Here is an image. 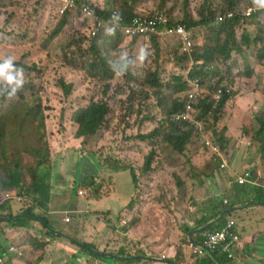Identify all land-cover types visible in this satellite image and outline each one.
Listing matches in <instances>:
<instances>
[{
  "label": "rangeland",
  "instance_id": "1",
  "mask_svg": "<svg viewBox=\"0 0 264 264\" xmlns=\"http://www.w3.org/2000/svg\"><path fill=\"white\" fill-rule=\"evenodd\" d=\"M96 1L99 9H109L110 12L120 5L117 0ZM224 1L218 0L220 9L225 8ZM190 3V10L196 16L202 0H190ZM54 5L53 0H0V59L11 56L15 58L14 62L20 60L23 65L31 67L29 78L34 79L28 100L21 94L25 101L18 111L22 114L8 124L7 140L4 144L0 143V169L5 158H27L38 165L41 160L38 153L42 148H46L39 144V137H46L50 141L54 156V178L51 180L54 185V196L60 203L63 199L58 195L59 188L63 186L61 183L69 182L68 187H74L72 192L74 202L68 208H60L61 213L53 214L52 211L57 210L53 208L51 211L37 210V214L42 216L34 220V217H24L29 208L28 202L22 203L24 198L17 202H12L8 198L17 218L22 217V228L11 227V243L17 244L12 251L19 249L25 252V256L21 255L22 258H19L17 256L19 253L13 252L14 255L9 254L7 264H54L61 258H70L71 255L74 259H82L80 254H87L89 250L80 246L84 244L80 221L87 223L90 218L96 219L101 232L99 236L96 228L87 229L86 239L91 242L102 237L107 231L115 233L110 242H113L121 232L122 242L130 248L132 244L152 246L157 241L174 240L181 233L182 225L195 213L192 201L196 200L198 203L202 196L201 191L196 192L200 188L191 176L188 157H191L194 168L200 170L210 162L213 153L205 144V137L197 132L184 154L175 151L163 135L147 141L139 140L142 134H150L159 126L160 120L166 117L167 107L169 106L168 109L171 107L178 95L166 88L164 92L167 98L163 103L158 102V95L155 97L151 95L148 100L143 87L147 73H141V70H136L138 79L135 81L143 88L142 93H127L121 82L114 86L118 76L110 82V93L113 89L120 90L122 94L105 92V83L101 82L100 78L91 77L94 73L89 70V65L95 60L90 58L94 53L88 48L90 42H96L101 56H112L117 60L122 58V54L128 48L126 45L121 47L126 42L119 39L115 41L114 38V42L109 43L106 38H113L110 36V29L105 31L98 25L90 26L79 10L62 17L58 16L60 8H55ZM245 7L247 5L243 3L238 9L241 11ZM164 9H167L177 22L185 18V0H167L166 3H163V0H140L136 7L137 13L147 15H154ZM261 16L264 17L263 14ZM257 21L254 19L246 32L252 41L256 39L259 29H263L261 26L263 19H260V24ZM262 24L264 25V21ZM194 39L196 43L206 41L201 33L194 35ZM158 40L164 51L161 59L163 68L165 66L162 78L164 83H168L172 75L187 73L183 69L189 62L181 63L178 59L182 56L178 38L158 37ZM256 45V54L247 51L248 59L257 72L264 73L261 44L258 41ZM79 46L85 49L86 56L78 53ZM156 53L157 50L152 49L151 71L161 66L155 60ZM233 62L231 66L229 64L226 66L231 74L224 77L234 75L239 76L241 80L237 88L235 79L233 83L229 81L226 84L235 86V89L232 90V99L226 105L221 130H225L228 120H233L234 117L231 124L232 127H237V133L230 132L232 138L226 157L230 159L232 167L241 170L243 161L238 148L240 149L243 143L246 146L244 138L256 129V117L264 109V78L251 76V69L248 71L241 69L242 62L239 60L234 65ZM139 65L141 67L143 64ZM226 67L224 69L227 71ZM231 68L234 70L231 71ZM127 69L131 71L129 67ZM8 74L7 72L5 76ZM5 76L0 77V83L7 84ZM64 83L73 85L69 86L72 93L65 91ZM7 86L12 88L8 84ZM100 100L109 101L114 107L111 108L108 117L111 121L108 120L95 137L78 138V127L73 122V115L89 103L90 106L92 101ZM17 101H21L20 95H17L15 100L0 97V116L9 111ZM39 111L46 116L47 131L39 130L38 137L34 131L32 115ZM246 116L250 117L248 127L241 130ZM206 128L208 132L206 135H213V132ZM0 129L4 131L1 121ZM152 151L156 152V156L160 155V158L157 162L155 157L153 162L157 163V169L152 170L154 172L150 174L144 172L142 165L144 158ZM231 151L233 154L230 157ZM119 163L121 168L135 167L139 170L136 173L142 188L138 193L131 171L125 173L114 171L116 167L113 166ZM181 181L183 185L180 187ZM86 182H93L96 185L87 189L83 187ZM203 188L207 197L221 193L214 187L209 190L207 185ZM81 190L86 192L84 197L80 195ZM67 191L70 193V190ZM11 195L16 196L17 193L11 192ZM259 200H264V193ZM44 217L57 229L55 231L57 234L47 227ZM51 218L53 223L50 221ZM64 218L71 219L68 226ZM132 221L136 225L129 227ZM64 228L74 236L63 232ZM59 230L61 231L58 232ZM6 234L9 237L7 232ZM5 237L3 233L0 242H4ZM53 240L59 244H74L78 248L74 247V251L57 250L55 243H52ZM41 242L46 244L45 248L41 247ZM174 243L178 247L182 241ZM95 258L94 263L97 264L99 257ZM72 262L69 260L68 264H73ZM82 263L85 264L83 259ZM63 264H67L65 260Z\"/></svg>",
  "mask_w": 264,
  "mask_h": 264
},
{
  "label": "trees",
  "instance_id": "2",
  "mask_svg": "<svg viewBox=\"0 0 264 264\" xmlns=\"http://www.w3.org/2000/svg\"><path fill=\"white\" fill-rule=\"evenodd\" d=\"M79 7H84L88 4V0H74ZM140 0H117L120 4L119 10L121 11L122 24L124 27H130L133 25L134 18L136 16V6ZM167 0H163L166 3ZM225 8L220 9L218 0H202V4L198 10V17L192 14L190 0H185V18L181 21L182 24L186 25L188 29L195 30V36L199 33L205 38V43H196L195 50L192 56L183 55L179 56L178 59L181 63L183 61L191 62L193 60V68L190 72V79L193 80V84H199L201 87H206L213 93L215 89L222 84H224L226 74H231L229 69L226 67L228 64L231 66L236 64V57L240 58L242 61L241 69L250 70L252 65L248 59V52L252 51L256 54V43L259 41L261 44V49L264 57V10H260L257 14H253L250 18H246L239 11L240 5L246 4L248 6H254L252 0H225ZM232 14L231 18H227L224 21H220L219 17H225L228 14ZM102 19H108L110 14L108 11H101ZM263 26V29H259V33L254 41L250 40V36L246 33L250 24L253 23L254 19L258 20V24ZM260 26V25H259ZM122 31L118 30L115 33V41L118 39L122 41ZM85 42V41H84ZM154 46L157 50L158 60L156 62L161 64V59L163 57V50L159 49V44L157 38H153ZM209 42V44L207 43ZM180 43V49L183 48L182 42ZM91 48V52H94L90 58L94 59L95 62L89 65V70L95 74L94 70L98 71L99 75L104 78H109L112 75V71L109 67V62L106 57H101L99 50L97 49V44L94 41L90 42L88 47ZM78 53L83 57L87 55L85 49L79 46ZM227 68V71L224 69ZM234 67V66H233ZM22 69L24 74L25 83L23 87L16 92L15 95H10L12 88H9L7 84L0 85V97H7L9 100H15L17 95H20L21 101L15 102L13 107H10L9 111L3 113L0 116V121L4 129H0V143L4 144L7 140L8 124L22 114L18 111V108L22 107L25 98L28 100L30 90L32 88V83L34 79L29 78L30 66L23 65L20 60L13 63V69ZM233 68H231L232 71ZM226 72V73H225ZM154 73V74H153ZM164 73L163 64L159 67L156 72H152L146 78V83L151 86L156 95H158V102L161 104L167 98L164 90L167 88L175 94L183 93L179 99L172 102L171 107L166 109V117L159 123V126L150 134H142L139 140L147 141L148 139H153L165 136L166 142L171 144L175 151L180 154H184L191 143L192 139H195L196 133L199 132L196 123L199 122L204 125V128L208 127L215 136L217 143L222 147L223 151L226 152L228 149L230 139L226 137V131L221 130L220 122L226 109V105L231 99L230 95H225L223 99L218 102L212 95L205 98L204 94L199 97V104L195 106L196 112L194 113L193 120H184L181 122H176L173 117L183 111H187L189 105L194 106L195 103L189 98L188 92L193 89L190 81L185 80L181 75H172L168 83H164L162 75ZM11 75H16V72L11 69ZM144 78V79H145ZM72 93V90L69 89ZM24 94V97L21 95ZM24 99V100H23ZM38 105V104H37ZM43 105V104H42ZM111 105L108 102L92 101L91 105L80 109L73 115V122L78 127L77 137L78 138H91L98 135L101 129L107 123L108 117L111 113ZM113 109V108H112ZM165 111V112H166ZM34 122V131L37 132L39 137V130L41 132L47 131L46 116L43 112L39 111L32 115ZM258 119V120H257ZM263 119V120H262ZM257 127L252 132L251 138L256 143L257 149L262 156L264 161V109L256 117ZM8 133V132H7ZM39 144L45 146L39 151L38 156L40 157V162L38 165L34 164L32 160H27V158L21 159H10L5 158L2 161V166L0 169V238H2L3 233L5 234L4 242H0V258H4L7 262L9 259L10 249L15 247L11 243V237L9 238L6 234L5 229L2 224L4 222L12 228H22V217L17 218V214L14 212L13 205L10 201L17 202L20 198L26 199L29 203V208L27 213L24 215L25 218H33L37 220L41 217L37 214V210H49L52 204V189L53 185L51 180L54 178V156L51 150V144L49 139L46 137H39ZM46 150V151H45ZM45 151V152H44ZM156 152L152 151L145 159L144 172L151 173L154 169V160ZM117 159V158H116ZM220 158H214V164L210 168L213 170L214 165H222ZM154 163V164H153ZM188 164L191 166L190 173L195 182L200 187L202 174L194 168L191 157H188ZM121 163L114 165L113 167H120ZM141 168V169H142ZM124 170L128 169L123 167ZM133 179L136 187L138 188L141 183H139V178L134 169L131 170ZM96 185L93 182H86L83 186L87 188H92ZM183 185L180 182V187ZM259 189V188H257ZM11 192H16V196H12ZM24 201V200H23ZM264 203V200L262 201ZM47 227L50 228L54 234H57V230L52 226L47 219L44 217ZM222 221L225 220V215H221ZM51 221V219H50ZM52 222V221H51ZM132 222L129 227H131ZM59 232V231H58ZM192 230H186V234H190ZM60 235V234H58ZM54 237V236H53ZM9 242V244H8ZM45 243L41 242V247L45 248ZM80 246L86 250L88 253H81L83 261L86 260V264H96L95 256L99 257L97 264L101 263V255H108L107 252H100L95 246L84 242ZM91 250V251H90ZM14 252L19 253L17 255L21 258V254L25 253L16 249ZM22 252V253H21ZM91 252V255H89ZM14 255V253L12 254ZM114 256H120L123 261L127 262H140L143 256L133 255L130 252H123L120 255L114 254ZM13 257V256H12ZM16 257V256H14ZM141 258V259H140ZM216 261L224 264L228 262L226 256L216 255ZM81 258H73V264H83Z\"/></svg>",
  "mask_w": 264,
  "mask_h": 264
},
{
  "label": "crops",
  "instance_id": "3",
  "mask_svg": "<svg viewBox=\"0 0 264 264\" xmlns=\"http://www.w3.org/2000/svg\"><path fill=\"white\" fill-rule=\"evenodd\" d=\"M165 37L164 35L160 36V32L157 33H149L144 34L143 37L139 40L138 44H148L152 49H156L154 46L153 38ZM126 43L121 46L128 45L130 43L129 39L122 40ZM144 41V42H141ZM159 49H161L160 43ZM111 64L109 67L112 71V75L109 78H104L102 75H99L100 81L105 83L106 89L105 92L110 93L111 86L110 82L114 81V79L118 76V80L114 86H116L119 82L126 88L127 93H142L143 88L136 84L135 79H138L137 74L132 71H129L128 61H118L112 56H105ZM151 62V56L148 59ZM155 60H158V55L156 53ZM239 62H242L240 58H238ZM166 65V64H165ZM165 68V66H164ZM253 69H255L252 66ZM255 71H257L255 69ZM236 79V88L239 84V78ZM145 80V79H144ZM143 80V87L146 90L147 98L152 93L149 88L145 87V83ZM126 93V94H127ZM110 94H122L120 90H113ZM110 103V102H109ZM111 105V104H110ZM113 107V106H112ZM114 109V107H113ZM220 122V126L221 123ZM234 120V117H233ZM233 120H228V135L231 139L230 132L237 133V127H232L231 122ZM247 143H250L246 138ZM238 148V152L241 160L243 161L241 165V170H238L230 165V159L228 160V167L226 169H221V165H214L213 170L210 168L214 164V159L212 158L210 162L204 166L203 170L197 168L198 172L202 174V180L200 183V189H197L196 192L201 191L202 196L198 200V203L192 201L195 207V213L190 216L189 220L185 222L181 227V233L177 235V237L172 240H161L154 243V245H145V244H132L131 248L127 247V245L122 242V233L119 232L120 235L116 237L113 242L110 240L114 237L115 233L108 232L102 234V237H98V239H94L93 242L89 241L86 230L89 228H96L97 235L100 236L101 232L100 226L97 223L95 218H90L89 222L85 223L80 221L81 223V231L83 233V241L89 243L96 247L97 250L102 252H107L106 255H101V263L100 264H220L217 261H213L209 258L204 259H196L190 251L187 249L177 247L174 242L175 241H183L189 237L194 239L201 240L204 236V233L210 230H214L219 227L221 215H225L227 217H233L237 221V229L238 232L242 235L244 242V249L239 252L238 260L235 262H225L224 264H264V203L259 200V197L262 196L264 190L257 189L256 184H248V185H238L235 181L237 176H243L244 171H252L255 176H259L261 181L264 180V161L262 160V156L257 149L256 144H247ZM239 147V146H238ZM230 149V147H229ZM229 151V150H228ZM233 151H231L230 157L232 156ZM228 156V153L227 155ZM89 164L91 161H88ZM222 164V161H221ZM243 168V170H242ZM63 186L59 188V193L63 199L58 203L56 197L54 196V185L52 191V204L51 208L57 209L52 211L53 214L61 213L59 211L60 208H68L71 206V203L74 202L72 199V192L74 187H68L69 182L61 183ZM209 187V190L212 188L218 189L221 193L218 195L206 196V190L203 188L205 186ZM84 188H87L83 186ZM90 189V188H87ZM67 190H70L68 193ZM84 197L86 192L80 191ZM83 199V198H81ZM225 201H228V205H226ZM91 206V205H90ZM56 218L60 219L58 216ZM54 222V221H53ZM52 222V223H53ZM64 222L68 226V222L64 218ZM136 224L132 221L131 227ZM192 230L190 234H186V230ZM61 231V230H60ZM69 236H74V234L68 232L65 228L62 230ZM52 243H55V248L57 250H68L74 251V247L78 248L74 244H59L53 240ZM130 252L131 254L141 255L143 258L140 262L134 261L133 263L123 261L120 256H114V254L120 255L123 252ZM167 256L166 259L163 256ZM74 257L71 255L70 258H61L59 261L55 262L57 264H63V260L68 264L69 260H72ZM87 263L84 260V263ZM54 263V264H55ZM85 263V264H86Z\"/></svg>",
  "mask_w": 264,
  "mask_h": 264
},
{
  "label": "clouds",
  "instance_id": "4",
  "mask_svg": "<svg viewBox=\"0 0 264 264\" xmlns=\"http://www.w3.org/2000/svg\"><path fill=\"white\" fill-rule=\"evenodd\" d=\"M53 2L55 3V5H54L55 8L56 7L60 8L59 13L57 14L58 16L62 17V16H65L69 13H74L75 11L79 10L81 12L83 19L86 22H88L90 26L98 25L100 27V29H104L105 31L110 29L111 30L110 36L113 38H110V37L106 38V40L109 43L114 42L115 33L118 30L122 31V36H121L122 39L123 40L129 39L130 43L128 45H126V47H128V48L122 54V58L118 59V60L121 62L128 61L129 69L132 72H134L135 74H136V70H141L142 71L141 73H147V75H145L146 78L148 77L149 74H151L152 72H156L158 69L151 71L150 67H151L152 63L150 62V60H146V59H149L151 56L150 46L148 44H145V43L144 44H138L139 40L141 39V37H143V35H138V36L132 37V36H129L127 34V29L134 26L137 19L153 20L156 17L161 16V15L166 16L167 22L159 24V26H158L157 32H160V36H162V35H164L165 37L174 36V37L178 38L179 42H182V44H183V48L181 49L182 56L183 55L192 56V54L195 50V45H196V41L194 39L195 30L188 29L186 25L181 23V21L180 22L175 21L174 18H172L170 16L167 9H164V10H162V11H160L154 15L139 14L136 11V16L133 17L134 18L133 25L130 27H124L122 24L123 21H122V16L120 15L121 11L119 10V7H114L115 10H112L110 12L109 9H102V10L99 9L96 6V2H97L96 0H88V4L84 7H79L77 5V3H75L74 0H53ZM252 2H253L254 6L245 7L240 11L242 13V15L246 18H250L253 14H255V13L257 14L260 10H264V0H252ZM105 5H106V3H105ZM256 8L258 10H255ZM63 9H65L64 12H63ZM105 10L108 11L110 14L108 19H102L101 11H105ZM249 11H250V14L247 15V13ZM232 16L233 15L230 13V14L226 15L225 17H219V20L224 21L225 19L231 18ZM196 17H198V12L196 14ZM179 27H185L186 30L188 31L189 40L186 41V44L184 43V39H183L182 35L178 34V28ZM141 42H144V41H141ZM158 42H159V40H158ZM189 42L191 43V46L188 45ZM136 50H137V52H136ZM101 57H105V55H102ZM2 59L3 60L0 59V77L5 76V74L7 72L9 73L8 75L5 76V79L7 81V84L9 86H12V92L10 93V95H15L16 92L19 91L25 83L23 70L19 69V68L13 69V63H14V59H15L14 57L8 56V57H4ZM236 60L238 61V57H236ZM139 63H141L143 65L140 67ZM193 65H194L193 60L191 62L189 61V65L183 69L184 71H187V73L181 72L178 75H181L185 78V80L190 81V84L193 86V89L188 92L189 98H190V94L195 93V94H197V99L192 101L195 103L194 106H191L192 110L187 109V111H183L179 114H176L173 117V120L176 122L194 119V113L196 112L195 106H197L200 103L199 97L202 94H204L205 98L208 97L209 95H212L213 98L218 102H220L225 95H230L231 99H232V97H233L232 90L235 89V86H232V85L228 86L226 84L229 81L231 83H233L234 79L237 77L239 78V80H241V78L239 76L236 77L233 75L232 77H227L224 84L217 87L215 89V92L211 93V92H209V90L206 87H201L199 84H193V80L190 79V77H189L191 69L193 68ZM11 69L16 72V75L10 74ZM232 70H234V68ZM94 71L96 74H93L91 77L94 79L99 78L98 71L96 69ZM251 71H252L251 76H253V77L261 76L262 78H264V73H259V72L255 71V69H253V68H251ZM249 76H250V74H249ZM146 78L144 80L145 87L149 88L150 91L152 92L147 98L149 100L151 98V95H152V97H155L156 93H155V90L145 82ZM2 83H6V82H2ZM2 83H0V85H2ZM69 86L73 87L72 84L67 85V83H64L63 87H64L65 91H68L71 88ZM254 88H256V87H254ZM176 95H178V97L175 100H177L181 96H183V93L176 94ZM100 101H104V100H100ZM104 102L109 103V101H104ZM89 104L87 106H89ZM109 104H111V103H109ZM111 107H112V105H111ZM225 112H226V109H225ZM225 112H224V114H225ZM238 112L239 111H237V113ZM185 114H188L190 117L188 119H181V120L177 119L178 116L185 115ZM224 114H223V116H224ZM164 118H162L160 120V122ZM222 119H223V117H222ZM242 119H243V117H242ZM108 120L111 121V118H109ZM249 121H250V117L246 116L244 124L242 122L241 130L248 127ZM196 127H197L198 131L203 135V137H205L204 142L209 147V149L212 151V153H213L212 158L214 159L217 157V158H220L222 160L221 169L228 168V160L229 159H226V162H225V158H226V155L228 153L229 146H228V149L226 150V152H224L222 147L217 143L214 134L211 136L206 135V133H208V132H207V128H204V125H201V123L197 122ZM226 129H227L226 137L229 138L228 128L226 127ZM244 135H247V134H244ZM91 138H93V137H91ZM246 138L249 140V142L251 144H256L252 140L251 135H247ZM246 138H244V140ZM207 141H211L216 147H218L219 152L215 151L211 146H209L207 144ZM245 141L247 142V140H245ZM250 143H247V144H250ZM229 145H230V143H229ZM146 157L144 158V162H145ZM159 158H160V155L157 157V162H158ZM143 166H144V163H143L142 167ZM132 169H134L137 173L139 171L135 167H132L131 169L124 170L123 168H121V166L116 167L114 169V171H116L118 173H125L127 171H131ZM154 169L156 171L157 163L154 164ZM153 172H151V173H153ZM201 180H202V177H201ZM235 181L238 185H241V186L248 185V184H256V186L259 189L264 190V180L261 181V178L259 176H255V174L252 171H244L243 176H237L235 178ZM140 188H142V183L140 184V186L138 188L136 187L137 193L140 190ZM52 191H53V189H52ZM80 195L83 196V194L81 192H80ZM25 201H26V199H24V201H22V203ZM225 203H226V205H228L229 202L225 201ZM50 211H51V209H50ZM51 221L53 222L52 218H51ZM66 222H68V223L71 222V219L66 218ZM231 222H233V225L227 229L229 223H231ZM220 223L221 224L216 229L205 232L204 236L201 240L189 237L186 240H183L182 243L178 247L183 248V249H187L188 251L191 252V254L196 259L209 258L213 261H216V259H217L216 255H224V256H226L228 262L237 261L239 252H241L244 249L243 238H242V235L238 232L237 222H236L235 218L227 217V218H225L224 221L221 220ZM2 226L5 229V231L8 233L9 238H10L11 237V227L6 222H4L2 224ZM18 228H20V227H18ZM226 229H227V234H226L225 240L220 242L215 248H210V247L206 246V242L210 239L211 236H213L217 233H222ZM59 232H60V230H59ZM234 236L238 237V241H233ZM8 244H9V242H8ZM200 250H202V253L200 252ZM9 252H10V254H13L14 251H12V248H11ZM21 255H22V257H24L25 253H22ZM163 258L166 259L167 256L164 255ZM0 260H1L2 264L8 263V261L6 262L4 260V258H0ZM146 264H152V263H146Z\"/></svg>",
  "mask_w": 264,
  "mask_h": 264
},
{
  "label": "built area",
  "instance_id": "5",
  "mask_svg": "<svg viewBox=\"0 0 264 264\" xmlns=\"http://www.w3.org/2000/svg\"><path fill=\"white\" fill-rule=\"evenodd\" d=\"M255 10H258L257 8ZM65 9H63V12ZM250 14V11L247 13V15ZM167 18L164 15L158 16L153 20H142L137 19L134 26L127 29V34L129 36H138V35H144L149 33H157L159 24L166 23ZM178 34H181L184 43L186 44V41L189 40L188 31L185 27H179L178 28ZM189 46H191V43H188ZM197 99V94H190V100L194 101ZM189 110H192V107L189 105ZM190 116L188 114L178 116L177 119H188ZM207 144L211 146L215 151L219 152V148L216 147L211 141H207ZM233 225V222L229 223L228 228H230ZM227 229L222 233H217L210 237V239L206 242V246L210 248H215L220 242L226 239ZM233 241H238V237L234 236ZM202 253V250H200Z\"/></svg>",
  "mask_w": 264,
  "mask_h": 264
}]
</instances>
